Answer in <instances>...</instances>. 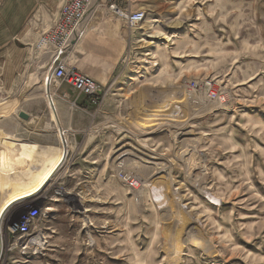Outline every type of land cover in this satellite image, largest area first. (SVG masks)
Masks as SVG:
<instances>
[{
    "label": "rangeland",
    "instance_id": "rangeland-1",
    "mask_svg": "<svg viewBox=\"0 0 264 264\" xmlns=\"http://www.w3.org/2000/svg\"><path fill=\"white\" fill-rule=\"evenodd\" d=\"M147 21L146 15L141 29H125L126 37L127 31L153 37L142 36L144 41L136 45L125 40L123 52L111 61L107 84H115V91L107 92L109 86L99 82L109 101L107 116L100 120L123 121L124 166L142 184L130 193L123 186L124 259L116 263L109 257L107 264H264V0H167V39L147 31ZM44 48L37 39L35 51ZM96 63L79 62L104 72ZM31 65L19 72L9 92L0 91V100L8 105L17 101L0 109V120L12 128H0V173H11L9 187L0 193V264L26 260L12 247L19 236L8 235L7 228L61 192L54 171L34 194L6 203L26 187L29 166L23 157L46 147L53 152L48 163L58 153L63 156L57 170L75 169L70 163L61 167L72 159H65V143L51 148L45 142L38 149L26 144L31 142L25 129L33 114L23 122L17 113L33 90ZM245 66L248 73L261 72L262 79L234 88L237 80L219 81V72L235 67L245 72ZM206 81L227 95L225 105L209 102L202 87H191ZM39 116L50 120L46 110ZM154 128L156 132L147 133ZM53 208L71 212L66 205ZM108 212L110 219L115 212L110 201ZM57 223L65 226V235L79 229L75 219ZM91 224L83 222L79 233L87 242ZM107 244L108 250L115 247V238L109 236Z\"/></svg>",
    "mask_w": 264,
    "mask_h": 264
},
{
    "label": "crops",
    "instance_id": "crops-1",
    "mask_svg": "<svg viewBox=\"0 0 264 264\" xmlns=\"http://www.w3.org/2000/svg\"><path fill=\"white\" fill-rule=\"evenodd\" d=\"M64 1L0 0V91L9 92L19 72L26 71L33 64L35 72V78L31 83L33 90L25 102L27 106L21 109L29 116L33 114V119L27 122L25 129V132L30 134L32 143L26 144L35 145L37 146L35 149H38V146L42 147L41 144L47 142L48 147L61 148L62 143L58 135L60 132L64 138L63 147L67 149L65 159L72 157L69 162L65 160L61 167L69 163L71 167H75L73 171L67 169L65 171V168L56 171V175L59 174L55 176L56 183L61 192L59 195H52L48 199L50 202L42 209L39 208L42 213L34 224L42 243L34 253H25L23 257L26 260L22 262L20 259L19 264H107L109 257L118 263L124 259L121 239L124 187L114 176V163L117 157L124 153V123L122 120H100L107 116L109 104L107 96L103 97L99 105L93 106L85 96L76 97L69 85L65 83L53 85L50 79V94L60 125L58 129L44 97L43 78L52 53L46 48L35 51V43L40 31L52 24ZM95 4L93 10L91 7L86 11L80 22L83 35L74 39L66 48L64 59L67 66L74 67L109 86L107 92L111 93L116 89L115 84H107L111 80L110 73L114 67L111 61H115L123 52L125 40L131 39V44L136 45L153 36L147 34L148 32H140L138 38L135 37L134 31H127L126 37L125 29L128 28L110 9V4L145 11L149 19L147 31L151 28L152 32L167 39V0H95ZM141 27L142 24L138 29ZM152 42L154 41L151 40ZM33 50L37 52L35 56L32 54ZM261 57L263 58L262 55ZM93 60L98 62L95 65L103 68L104 72H95L86 65L79 64L81 61ZM247 68L248 66H245V72L236 67L231 71L219 72L218 75L222 78L219 81H223V77H227L228 83L237 80V84H232L234 88L240 84L247 85L255 80H261L264 76L257 71L248 73ZM43 110L48 111L50 120H43L39 116ZM118 121H122L121 126L118 125ZM10 123L18 125L15 120ZM19 125L21 131H24L23 125ZM0 128L8 131L10 127L4 123ZM42 148L45 150L46 147ZM72 201L77 204V208H73ZM109 201L111 206L115 207L110 219ZM56 205H66L71 212H56L53 208ZM59 219L68 221L75 219L78 221L79 229L73 234L65 235L61 228L65 226L57 223ZM83 222L92 223L88 242L85 236L79 235L83 230ZM109 236L115 238V247L110 250L107 244ZM135 248H132L133 252ZM19 253L20 256L24 254L20 251ZM62 254H67V257Z\"/></svg>",
    "mask_w": 264,
    "mask_h": 264
},
{
    "label": "built area",
    "instance_id": "built-area-1",
    "mask_svg": "<svg viewBox=\"0 0 264 264\" xmlns=\"http://www.w3.org/2000/svg\"><path fill=\"white\" fill-rule=\"evenodd\" d=\"M94 2L95 0H65L52 24L40 31L38 42L52 53V58L47 63L48 68L54 58L57 57L60 60L53 70L51 81L59 85L63 83L69 85L76 97L85 96L93 106H97L105 93L101 84L91 76L80 72L74 67L67 66L64 59L66 48L74 39H78L83 35L80 22ZM109 7L130 30L139 28L145 21L146 14L143 10H130L128 7H120L116 4H110ZM212 86L211 82L206 81L202 82V84L192 82L191 87L198 90L202 87L203 90L205 89V98L209 102H218L225 105L227 103V95ZM122 156H118L115 160L114 176L122 183L128 193L134 192L140 189L142 184L135 175L125 169ZM41 213L39 208H31L19 222L7 228L6 232L8 235H16L20 239L13 242V248H19L20 251L30 250L38 243L39 238H37L32 229L36 228L34 224Z\"/></svg>",
    "mask_w": 264,
    "mask_h": 264
},
{
    "label": "bare ground",
    "instance_id": "bare-ground-1",
    "mask_svg": "<svg viewBox=\"0 0 264 264\" xmlns=\"http://www.w3.org/2000/svg\"><path fill=\"white\" fill-rule=\"evenodd\" d=\"M94 4H95V2L91 6L92 7V10H93V8L96 5V4L95 5ZM84 23H85V20H84ZM44 77L46 78V74H44ZM44 97H45V95H44ZM7 105L8 104H7V101L5 99H1L0 100V108H1V111L4 110V109H6ZM5 115H6V117H8L9 114H5ZM2 121L3 120H0V125H4V123H2ZM156 129L163 130L159 126ZM156 129L154 128V129L148 131L147 133L156 132L155 131ZM10 130L11 129L9 128L8 129V132ZM48 150H49L48 148H45L44 151L37 152L35 155L33 154L32 156H28V157L27 156H24L23 157L24 162L25 161L28 162V166H29V172H28L29 173V178H27L26 179L27 181H25V183H24V186H26V187L24 189H22L21 192H18L17 195H14L11 198L7 199L6 200V203L11 202L12 200L19 199V198H21L23 196H26V195H32V194H34L44 184V182L46 181V179L48 178V176L51 174V172L54 173V171H57V167H58L57 164H58V162L59 163L62 162V157L63 156H62V154L58 153V155H56L57 157H54L53 160L51 159L52 161L50 160V162L48 163L47 157L49 156L50 152H52V151H50V150L48 151ZM51 154H53V152ZM50 158H51V156H50ZM7 174H11V173H7L6 171H4L3 174L0 173V186H2V188H0V193H3V192H1L3 188H8L9 187L8 184L10 182V177ZM29 182H30V184H29ZM215 205H217V204H215ZM35 229H32V231H35ZM35 235L37 236V238H39V240L41 239V236L39 235V233H37ZM39 240H38V243H36L34 245V248L35 249H31L30 248L31 250L27 249V250L21 251V253H24V254L25 253H28V252L34 253L36 251V248H37L38 244L40 243Z\"/></svg>",
    "mask_w": 264,
    "mask_h": 264
},
{
    "label": "water",
    "instance_id": "water-1",
    "mask_svg": "<svg viewBox=\"0 0 264 264\" xmlns=\"http://www.w3.org/2000/svg\"><path fill=\"white\" fill-rule=\"evenodd\" d=\"M59 61L60 60L57 57L53 59V61L51 63V66L47 69V72H46V80L44 82V95H45V99H46V102L48 104L49 110L51 112L52 118H53V120H54V122L56 124V127L58 129L60 128V125H59V122H58L59 119L57 117V113H56V110H55V107H54V104H53V100H52V97H51V94H50V79L52 77L53 70L59 64ZM45 70H46V68H45ZM35 83H36V81H35ZM16 103H17V101H15L12 104H9L7 106V108L10 109ZM17 117L19 119L27 120L29 118V115L27 113H25L24 111H18ZM58 135H59V139H60L61 143H64L63 134L59 132ZM59 165H60V163L58 162L57 166H59Z\"/></svg>",
    "mask_w": 264,
    "mask_h": 264
}]
</instances>
